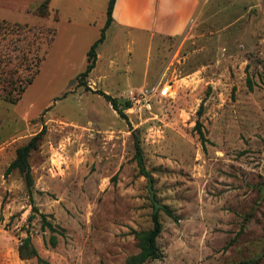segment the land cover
<instances>
[{
	"label": "rangeland",
	"instance_id": "rangeland-1",
	"mask_svg": "<svg viewBox=\"0 0 264 264\" xmlns=\"http://www.w3.org/2000/svg\"><path fill=\"white\" fill-rule=\"evenodd\" d=\"M43 1L0 0V20L55 28L21 98L0 95V264H39L18 255L27 233L44 264H126L139 251L134 232L152 226L147 175L162 257L143 264H264V0H201L177 36L111 22L88 88L77 76L108 0H48L41 17ZM27 54L34 61L36 51ZM145 87L155 88L150 107L131 102L125 116L98 92L124 101ZM43 128L30 197L19 171H5ZM32 207L55 226V247Z\"/></svg>",
	"mask_w": 264,
	"mask_h": 264
},
{
	"label": "trees",
	"instance_id": "trees-1",
	"mask_svg": "<svg viewBox=\"0 0 264 264\" xmlns=\"http://www.w3.org/2000/svg\"><path fill=\"white\" fill-rule=\"evenodd\" d=\"M115 0H108L106 6V19L104 26L100 30L99 37L92 42L86 52V64L84 69L78 74V84L88 88L86 77L90 71L95 67L97 47L105 38V31L110 23L113 21L112 10ZM34 12L41 17H46L49 14L48 0H44L34 8ZM42 34L46 36V44L39 42ZM48 34V35H47ZM55 34V28L41 27L34 25H27L21 23H8L5 20H0V95L6 100L16 103L20 98L27 85H29L34 74L39 70V66L44 59ZM44 37V36H43ZM36 51L34 61L29 59L27 51ZM25 66V67H24ZM27 72V73H26ZM26 73V74H24ZM264 74V69H263ZM249 88L252 87L251 80L247 79ZM111 104L112 108L116 110L121 116H125L124 109L131 106L130 100L120 101L110 95L100 92ZM204 105L200 103L197 114L200 116L203 113ZM195 128L197 129L201 143L204 144V136L201 131V123L196 121ZM44 128L31 136L26 143L16 148L15 157L10 162L6 169L9 173L13 169H17L23 176L25 186L28 190L29 196L32 195L34 179L29 164V157L31 152L38 147V142L42 138ZM134 157L139 167L141 174L147 175L144 164V156L139 138L136 136L134 141ZM167 214L172 216L175 220L176 216L172 214L168 207H163ZM39 216L41 228H47L50 231V236L46 242L50 246L55 247L58 240L54 234L55 226L46 219V215L40 213L36 207H32V213L29 218ZM162 231V224L159 219V213H152V226L146 230L135 231V237L138 239L139 251L135 254L129 255L125 262L126 264H143L146 261L159 259L162 257V251L157 243V238ZM18 255L20 258L35 257L39 264H44L45 260L40 257L36 247L31 241L29 233L20 241L18 245ZM241 264H252L251 261H242Z\"/></svg>",
	"mask_w": 264,
	"mask_h": 264
},
{
	"label": "crops",
	"instance_id": "crops-1",
	"mask_svg": "<svg viewBox=\"0 0 264 264\" xmlns=\"http://www.w3.org/2000/svg\"><path fill=\"white\" fill-rule=\"evenodd\" d=\"M51 2L49 0V5ZM200 3L201 0H115L112 24L153 34L177 36L194 19Z\"/></svg>",
	"mask_w": 264,
	"mask_h": 264
},
{
	"label": "built area",
	"instance_id": "built-area-1",
	"mask_svg": "<svg viewBox=\"0 0 264 264\" xmlns=\"http://www.w3.org/2000/svg\"><path fill=\"white\" fill-rule=\"evenodd\" d=\"M155 88H143V89H140L139 91V94L138 95H134L133 91H130V95H129V100L130 102H140V101H144V106H146L147 108L150 107V103L147 99V96L150 95L153 91H154Z\"/></svg>",
	"mask_w": 264,
	"mask_h": 264
},
{
	"label": "water",
	"instance_id": "water-1",
	"mask_svg": "<svg viewBox=\"0 0 264 264\" xmlns=\"http://www.w3.org/2000/svg\"><path fill=\"white\" fill-rule=\"evenodd\" d=\"M147 181H148V190L150 192V198L154 203V213L157 212L158 207H160L161 205L154 199L153 196V189H152V181L149 175L146 176Z\"/></svg>",
	"mask_w": 264,
	"mask_h": 264
}]
</instances>
